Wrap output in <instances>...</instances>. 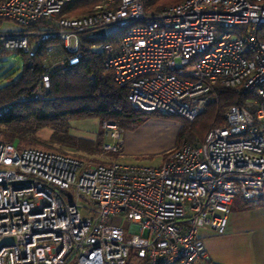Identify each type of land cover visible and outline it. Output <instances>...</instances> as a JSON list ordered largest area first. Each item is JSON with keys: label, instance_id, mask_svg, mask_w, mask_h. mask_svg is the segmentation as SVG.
I'll list each match as a JSON object with an SVG mask.
<instances>
[{"label": "built area", "instance_id": "1", "mask_svg": "<svg viewBox=\"0 0 264 264\" xmlns=\"http://www.w3.org/2000/svg\"><path fill=\"white\" fill-rule=\"evenodd\" d=\"M73 1L0 0V22L21 27L0 31V52L33 56L58 42L38 88L14 102L46 98L52 73L78 64L85 39L136 110L192 121L217 85L256 96L158 165L118 160L125 129L113 120L102 123L106 140L92 165L0 141V264L206 260L199 230L222 234L236 196H264V0H182L157 13L145 10L148 0H99L91 13L63 14ZM118 215L128 228L110 222Z\"/></svg>", "mask_w": 264, "mask_h": 264}, {"label": "trees", "instance_id": "2", "mask_svg": "<svg viewBox=\"0 0 264 264\" xmlns=\"http://www.w3.org/2000/svg\"><path fill=\"white\" fill-rule=\"evenodd\" d=\"M181 1L148 0L145 10L157 13ZM98 2L99 0L69 2L62 13L69 16L88 14ZM258 35L264 41V26L260 27ZM94 41H83L78 64L52 73L46 98L14 102L21 95L38 88L48 47L51 43L58 42L52 40L42 44L33 56L22 53L23 65L20 73L0 86V107L9 105L0 115V141L12 143L19 149L26 147L21 144H40L49 148L45 150L61 154H66L64 148H68L94 155L101 150L105 141L103 130L97 129L93 139L76 136L70 132L72 121L91 118L101 123L104 120H113L126 130L138 125L145 116H170L178 119L181 124L175 146L171 149L174 150L183 143L193 144L202 140L210 128L223 124L224 113L230 106H246L249 104L247 99L256 96L255 92L239 93L236 89L217 85L202 111L192 121L157 111L136 110L127 99L126 88L116 84L111 72L103 68L105 54L91 48ZM44 127H49L51 134L48 140L41 141L36 133ZM90 161L100 162L98 158Z\"/></svg>", "mask_w": 264, "mask_h": 264}, {"label": "rangeland", "instance_id": "3", "mask_svg": "<svg viewBox=\"0 0 264 264\" xmlns=\"http://www.w3.org/2000/svg\"><path fill=\"white\" fill-rule=\"evenodd\" d=\"M12 30H21V27L11 20H3L0 22V31ZM21 55L22 53L18 52L17 50H9L0 54V86L8 83L10 80H13L18 76L23 65V59ZM211 96L212 95L208 97V100L211 98ZM149 119L151 120L150 124L153 123L155 124L154 126L146 127ZM104 121L99 123L96 119L91 118L72 121L70 123V132L76 136L93 139L95 138L96 133L93 129L100 128L103 130L102 123ZM180 125L181 124L178 119L172 118L170 116H148L147 118L145 116L144 119L138 123V125L135 127L132 126L133 128L128 127L126 129L133 133L129 135L127 133L124 134V149L121 155L118 156V160L128 164H160L163 161L165 154H167V152H169L175 146ZM50 134L51 129L49 127H44L37 131L36 136L41 141H46L49 139ZM21 146L49 149L40 144H21ZM64 150V152L69 156L80 157L78 159L84 161L87 165L96 164V162H91L90 159L97 158V154L90 155L85 152L73 151L68 148H64ZM114 158H117V156H114ZM64 193L67 196H70L71 194L68 192ZM80 202L91 205V203L84 198L80 199ZM110 222L126 228H128L130 225V221L125 218L124 215H118L110 219Z\"/></svg>", "mask_w": 264, "mask_h": 264}, {"label": "crops", "instance_id": "4", "mask_svg": "<svg viewBox=\"0 0 264 264\" xmlns=\"http://www.w3.org/2000/svg\"><path fill=\"white\" fill-rule=\"evenodd\" d=\"M148 121L146 127L155 125ZM125 133L133 132L125 130ZM124 144L123 140V149ZM199 235L208 258L193 264H264V196L252 200L236 196L230 205L225 231L217 234L202 228Z\"/></svg>", "mask_w": 264, "mask_h": 264}, {"label": "water", "instance_id": "5", "mask_svg": "<svg viewBox=\"0 0 264 264\" xmlns=\"http://www.w3.org/2000/svg\"><path fill=\"white\" fill-rule=\"evenodd\" d=\"M97 34L101 35L102 37H104V33L102 30L98 31Z\"/></svg>", "mask_w": 264, "mask_h": 264}]
</instances>
